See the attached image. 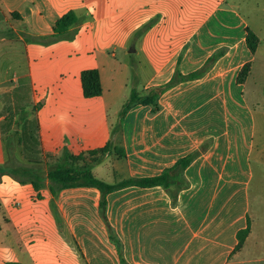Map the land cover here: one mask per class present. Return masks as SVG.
Here are the masks:
<instances>
[{
    "label": "crops",
    "instance_id": "crops-1",
    "mask_svg": "<svg viewBox=\"0 0 264 264\" xmlns=\"http://www.w3.org/2000/svg\"><path fill=\"white\" fill-rule=\"evenodd\" d=\"M70 11L77 22L67 38L51 41L55 22ZM258 23H264V0H0V168L40 162L45 170L67 153L92 163L88 151L107 142L123 148L128 160L130 125L152 113L151 107L131 109L119 124L120 110L109 115L115 96L107 83L134 36L142 74L149 75L145 89L158 93L159 110L151 119L176 114L182 98L177 91L187 81L196 128L218 122L219 138H238L236 169L228 164L216 189L209 150L187 154L196 155L188 166L195 172L190 181H206L205 193L193 197L197 204L188 221L181 220L182 211H172L170 222L164 209L151 210L150 202L164 196L143 191L161 187L107 195L103 219L95 189H67L54 198L46 181L34 190L19 174L0 175V264H122L109 232L125 264H264V210L250 214L249 201L239 198L247 159H264L257 130L264 122V49L249 28ZM247 30L258 39L253 54ZM244 65L248 73L240 83ZM89 69L99 73V97L82 94L80 75ZM174 74L177 85L164 89ZM113 160L109 155L92 174L100 168L101 179L114 183L136 177ZM71 190L93 191L94 209H85V198L77 201L82 208L61 204L74 201L66 195ZM127 190L133 193L119 195ZM247 224L249 233L236 249L237 233Z\"/></svg>",
    "mask_w": 264,
    "mask_h": 264
},
{
    "label": "rangeland",
    "instance_id": "rangeland-1",
    "mask_svg": "<svg viewBox=\"0 0 264 264\" xmlns=\"http://www.w3.org/2000/svg\"><path fill=\"white\" fill-rule=\"evenodd\" d=\"M250 30L257 32L260 36L261 49H264V23H258L256 25H250ZM141 30H139V33ZM138 36H134L130 43H128L125 50V54L120 58L122 65L119 68L112 71V82L108 85L110 92L114 94V102L110 103L108 106L109 115L111 118L114 117L115 110H121L122 105L128 100L131 91L135 90L139 94H145L150 90L145 89L147 87V78L149 75L142 74L141 69V59L139 53L140 49L138 43ZM134 50V52H132ZM131 51V52H130ZM241 71V70H240ZM152 75H150L151 77ZM174 84L177 81L178 76L174 74ZM180 89L177 92H181L182 98L176 106V114L171 113L166 115L161 120H153L151 116L159 110L157 108L151 107L152 113L147 116L141 115L138 120L131 123L129 136L127 139V150L129 152L128 160L117 154H112L113 161L120 168L123 163L126 164V174H134L133 176L140 177L148 174H158L163 168L172 165L178 158L186 156L187 154H192L193 151H208L209 150V162L211 166V176L214 178V188H219L216 185V180L220 181L223 178V170L229 164L230 167L236 169L237 165V142L238 138L236 134L228 135V137L221 139L217 136L219 129L218 122H210L207 125V129H197L192 122L190 116V105H189V84L187 81L183 82ZM170 87V86H169ZM165 86L164 89H167ZM153 90V89H151ZM1 92V90H0ZM263 107V103L261 105ZM231 130H237V123H229ZM257 130L260 131L259 136V148L262 150V156L264 158V122L259 123ZM248 129V122L245 123ZM123 144V143H122ZM220 146L222 148H220ZM243 150V149H242ZM194 156H196L194 154ZM122 158V159H121ZM248 167L246 169V180L242 183L239 198L243 201H249L248 211L253 214L257 211L264 210V159L260 161H255L250 158L247 159ZM23 165V164H22ZM224 168V169H223ZM104 170V169H103ZM100 168L97 171V178L103 180L106 183L112 184L114 181H106L103 175H100ZM201 175H205V164L201 170ZM195 172H192L190 168H187L184 172L185 178V188L179 191L175 198L169 197V195L162 189H150L149 191H143V193H148L151 196H164L163 202H150L151 210L153 208H160L166 211L167 221H173V215L170 217L172 211L178 210L182 211L179 216L183 215L182 221L190 220L189 215L191 210L195 209L196 202L193 200L196 194L205 193L206 186L204 185L206 181H190L191 177H194ZM200 175V176H201ZM236 178V177H235ZM241 182V181H236ZM196 183L199 185L197 186ZM142 192V191H139ZM133 193L131 190L123 191L119 195H125ZM66 195L71 197L70 199L74 201H63L61 204L71 205L70 209L82 208L81 205L78 206V199L85 198L86 205L85 209H94L93 198L94 192L91 190H71L66 192ZM79 197V198H78ZM57 201V199L55 200ZM54 208H56L54 202ZM155 215V214H153ZM151 220L154 221L157 218L152 217ZM188 223H186L187 225ZM107 227V225H106ZM108 231L110 227H107ZM264 238V237H263ZM264 253V244H263Z\"/></svg>",
    "mask_w": 264,
    "mask_h": 264
},
{
    "label": "trees",
    "instance_id": "trees-1",
    "mask_svg": "<svg viewBox=\"0 0 264 264\" xmlns=\"http://www.w3.org/2000/svg\"><path fill=\"white\" fill-rule=\"evenodd\" d=\"M77 18L75 14L70 11L57 20L53 27V35L51 41L63 40L67 38L69 30L75 25ZM246 46L251 54H253L257 48L258 39L249 30L246 31ZM248 73V65H244L238 75V81L242 83ZM192 76L183 77L181 80H188ZM82 94L85 98H94L101 95L102 89L100 85L99 73L96 69L85 70L80 75ZM174 79L168 83L167 86L174 84ZM158 93L154 90H150L145 94H139L135 90L131 91L128 100L123 104L119 112V124L125 118L127 113L137 106H150L157 108ZM90 157H93L92 163H86L83 160L82 155H71L63 154L57 161L52 164H48L44 170L41 167L40 162H32L31 167L14 170L8 168H0V175L10 174L15 176L19 174L26 178L31 183L34 190H39L43 183L47 182V188L52 197H57L58 194L67 189L77 188H92L99 192V211L103 219L104 211L106 208V197L107 195L126 189V188H155L161 187L170 194L171 197L175 198L176 194L185 188V181L182 177L183 172L190 165L194 158V155H187L175 162L170 168L164 169L160 175L153 177H133L123 179L121 181L109 184L92 174V168L100 164L106 157L112 154H117L121 157L125 156L124 149L115 146L112 142H107L102 148L90 150L87 153ZM173 190V192H169ZM248 223V222H247ZM110 230V229H109ZM249 233V227L241 230L237 233L238 244L236 249H239L245 237ZM111 241L117 246V252L119 260L122 264L124 260L121 256V250L119 242L112 233L109 232ZM14 264V263H7Z\"/></svg>",
    "mask_w": 264,
    "mask_h": 264
},
{
    "label": "water",
    "instance_id": "water-1",
    "mask_svg": "<svg viewBox=\"0 0 264 264\" xmlns=\"http://www.w3.org/2000/svg\"><path fill=\"white\" fill-rule=\"evenodd\" d=\"M131 52V51H130ZM132 52H134V50H132Z\"/></svg>",
    "mask_w": 264,
    "mask_h": 264
}]
</instances>
